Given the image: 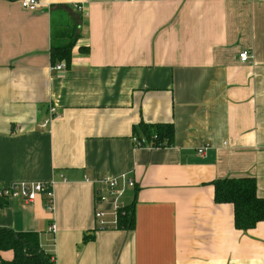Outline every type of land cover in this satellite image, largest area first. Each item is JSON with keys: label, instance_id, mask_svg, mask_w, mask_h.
I'll return each mask as SVG.
<instances>
[{"label": "crops", "instance_id": "1", "mask_svg": "<svg viewBox=\"0 0 264 264\" xmlns=\"http://www.w3.org/2000/svg\"><path fill=\"white\" fill-rule=\"evenodd\" d=\"M37 1L0 0V187L47 184L51 210L0 200V227L36 232L54 264H264V221L236 229L212 184L253 177L264 197V0ZM53 11L79 34L61 71ZM141 121L171 123L172 146H137ZM108 180L122 193L98 204Z\"/></svg>", "mask_w": 264, "mask_h": 264}, {"label": "trees", "instance_id": "2", "mask_svg": "<svg viewBox=\"0 0 264 264\" xmlns=\"http://www.w3.org/2000/svg\"><path fill=\"white\" fill-rule=\"evenodd\" d=\"M51 16V63L64 62L68 66L71 50L79 34L76 33V26L66 28L67 32L62 34L65 30L63 20L68 17L66 12L53 11ZM84 50L87 51V48ZM138 129L140 139L136 142L137 146L150 149L172 146L173 126L171 123L151 124L141 121ZM212 184L215 203L232 205L236 229L245 231L253 228L258 222L264 221V197L257 195L256 181L253 177L216 179ZM133 227L134 211L133 203H131L119 209L115 228L131 230ZM92 238L93 233L84 236L83 242ZM7 250L13 252V257L6 261L0 255V264H54L53 254L44 252L40 247L39 236L36 232H22L0 227V252Z\"/></svg>", "mask_w": 264, "mask_h": 264}, {"label": "built area", "instance_id": "3", "mask_svg": "<svg viewBox=\"0 0 264 264\" xmlns=\"http://www.w3.org/2000/svg\"><path fill=\"white\" fill-rule=\"evenodd\" d=\"M20 4L24 9L28 10H37L39 7V3L37 0H20ZM75 10L82 14L85 15V9L84 5L78 4L74 5ZM249 58V54L247 51H243L239 54V59L240 61H246ZM66 64L64 62H59L57 64H54L51 69L55 71H61L66 68ZM55 116H57V113L53 107H50L49 109V118L45 120L44 125H47L49 121H51ZM205 148L199 149L198 153L203 154ZM124 185L128 187L133 186V182L130 181L129 179H125ZM108 186V196H97V203L101 204L105 202L109 196H120L122 193L121 190L118 189V182L116 180H108L107 182ZM38 196H43L46 200V207L50 211L51 210V199H52V191L51 187L47 184L43 183H21V184H15L10 187H0V199L7 200L11 198H19L23 200L24 202H33ZM120 208H116L115 212L116 214L118 213ZM95 220L97 222V226L100 228H105L107 226V223L104 221V211L98 209L95 211L94 214ZM114 227L116 225V221L113 224ZM51 231L54 230L53 226L50 228Z\"/></svg>", "mask_w": 264, "mask_h": 264}, {"label": "rangeland", "instance_id": "4", "mask_svg": "<svg viewBox=\"0 0 264 264\" xmlns=\"http://www.w3.org/2000/svg\"><path fill=\"white\" fill-rule=\"evenodd\" d=\"M75 18H73V16H68L67 19L65 18L63 21V24H64V27H65V30L62 32L65 33L66 32V28H71V27H75L76 26V23L74 22Z\"/></svg>", "mask_w": 264, "mask_h": 264}]
</instances>
